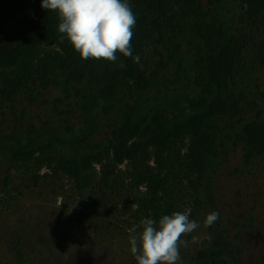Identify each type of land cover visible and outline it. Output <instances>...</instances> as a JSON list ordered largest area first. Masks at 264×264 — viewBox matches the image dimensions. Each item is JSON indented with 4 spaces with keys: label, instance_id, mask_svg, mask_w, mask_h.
Instances as JSON below:
<instances>
[{
    "label": "rangeland",
    "instance_id": "rangeland-1",
    "mask_svg": "<svg viewBox=\"0 0 264 264\" xmlns=\"http://www.w3.org/2000/svg\"><path fill=\"white\" fill-rule=\"evenodd\" d=\"M131 3L147 18L136 21L131 40L139 62L117 53L115 62L101 59L90 79L66 85L61 61L67 36L58 31L54 39L2 69L0 264H136L130 237L143 231L141 221L158 223L164 215L185 210L200 226L182 235L179 264H264V152L245 133L250 122L264 119V65L256 59L264 43V2ZM223 23L239 43L231 86L246 92L228 115L189 126L165 152L156 145L137 159L108 152L91 162L80 178L61 167L62 158L86 155L107 144L125 123L126 106L108 113L110 99L101 96L89 103L96 88L122 86L125 101L138 116L159 110L173 118L189 110L186 98L202 93L210 72L204 51L217 46ZM40 25V8L33 5L11 23L0 39V50L11 51ZM179 34L185 36L178 51L185 70L171 59ZM135 64L155 82L144 95L136 91ZM243 79L247 83L242 84ZM212 131L228 139L209 176L201 178L193 168L195 153ZM53 139L57 141L51 149L29 160L14 158L16 150L37 148ZM167 175L171 192H154L150 180ZM212 211L219 218L205 227ZM70 245L75 246L72 252ZM212 246L225 255L208 263L199 254ZM65 253L67 261L60 255Z\"/></svg>",
    "mask_w": 264,
    "mask_h": 264
},
{
    "label": "trees",
    "instance_id": "trees-1",
    "mask_svg": "<svg viewBox=\"0 0 264 264\" xmlns=\"http://www.w3.org/2000/svg\"><path fill=\"white\" fill-rule=\"evenodd\" d=\"M239 1L240 3L251 4L264 2V0ZM128 2L136 16V21L147 22V18L139 8L132 6V0H128ZM41 4L42 0H0V39L16 17L26 9L31 8L33 5H38L41 13V25L38 30L23 38L21 44L11 51L2 52L0 50V75L4 67L15 65L35 46L55 38L60 23L58 12L48 11L42 8ZM184 37L182 34L177 36L175 52L171 55V59L175 57L174 62L176 61L177 66L183 68V70H185V65H183V60L178 51H180ZM261 48L256 59L264 65V43ZM63 49L66 53L61 61L64 68L62 75L64 84L71 85L75 80H87L95 75L101 60L82 59L68 38L63 44ZM204 52L211 62L204 89L197 97H187V108L189 110L185 109L181 111V114H176L173 118L159 110L138 116V110L125 101L127 92L122 86H111L105 89L96 88L95 94L89 95V103L92 102V99H99L101 96L110 99L108 105H106L108 113H111L117 106H126L125 110L128 114L125 123L112 134L107 144L96 146L94 151L86 155L64 157L62 158L61 167L71 176L80 178L83 170L91 162L99 160L108 152L113 151L117 156L126 159L139 158L150 145H156L161 152H165L170 147V143L180 139L189 126H201L206 120L217 115H228L246 93L241 86L237 89L231 86L233 75L237 69L239 55V43L231 28L223 23L217 46H206ZM133 71L137 80L136 91L144 95L148 90L152 89L155 82L147 76L145 71L141 70L139 65L135 64ZM246 81L248 80L243 79L242 84L247 83ZM93 103H95V100ZM245 131L249 139L259 145L264 152V119L262 116L250 122L246 126ZM135 139L140 140L137 141ZM226 139H228L227 134L222 132L212 131L205 134L203 138L204 145L195 153L193 167L201 178L209 176L211 167L216 164L222 148L226 146ZM56 141V139H53L49 144L41 145L37 148L16 150L13 152L14 158L29 160L38 152L51 149L53 144H56ZM150 185L156 193L161 191L171 192V177L170 175L164 178L154 177L150 180ZM199 255L200 258L207 260L208 263H213L223 257L225 252L222 248L212 246L200 252Z\"/></svg>",
    "mask_w": 264,
    "mask_h": 264
},
{
    "label": "clouds",
    "instance_id": "clouds-1",
    "mask_svg": "<svg viewBox=\"0 0 264 264\" xmlns=\"http://www.w3.org/2000/svg\"><path fill=\"white\" fill-rule=\"evenodd\" d=\"M41 7L58 12V31L66 34L82 59L115 62L117 53H121L139 62L131 46L136 16L128 0H42ZM61 204L62 198L58 207ZM218 218L219 213L212 211L206 216L204 226H212ZM141 223L143 231L130 237V251L136 264H179L182 235L200 226L189 219L188 210L164 215L158 223L153 219ZM74 249V245L69 246L70 252ZM60 255L67 261V253Z\"/></svg>",
    "mask_w": 264,
    "mask_h": 264
}]
</instances>
